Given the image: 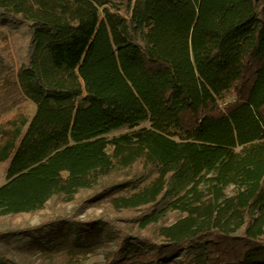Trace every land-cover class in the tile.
Here are the masks:
<instances>
[{
	"label": "trees",
	"instance_id": "16d2710c",
	"mask_svg": "<svg viewBox=\"0 0 264 264\" xmlns=\"http://www.w3.org/2000/svg\"><path fill=\"white\" fill-rule=\"evenodd\" d=\"M5 161L0 215L106 196L103 264H264V0H0ZM55 211L8 244L90 226Z\"/></svg>",
	"mask_w": 264,
	"mask_h": 264
},
{
	"label": "rangeland",
	"instance_id": "374dc122",
	"mask_svg": "<svg viewBox=\"0 0 264 264\" xmlns=\"http://www.w3.org/2000/svg\"><path fill=\"white\" fill-rule=\"evenodd\" d=\"M34 104L26 100L17 107V111L31 116L34 112ZM147 121L140 122L138 126L130 128L122 126L105 134L106 137H111L123 132H130L139 126L147 125ZM7 161L0 163V185L5 183L7 178ZM121 177H119L120 179ZM230 188L228 192H230ZM106 196H100L94 203L88 202L82 210H74L76 207L75 201H63L54 199L48 201L44 207L34 212H21L14 215H0V227L4 229L0 233V249L8 256L20 260L23 264H39L45 263L48 260V254L55 249H70L79 253L77 257L78 264H103L107 252L111 247V240L103 225L96 223L95 218L102 214H109L106 211ZM62 208L68 214L73 215L75 221H90V226L83 230L79 235L74 224L62 221L48 228L46 232V242L37 237H32L28 242L20 246H10L7 239L6 228H16L19 225H35L40 223L44 215H55L56 209ZM178 216V212L170 210L161 218L159 224H169ZM124 225L123 222H118ZM134 230V227H132ZM80 250V251H79ZM132 248L129 247V251ZM199 259V258H198ZM254 264H258L254 262Z\"/></svg>",
	"mask_w": 264,
	"mask_h": 264
}]
</instances>
